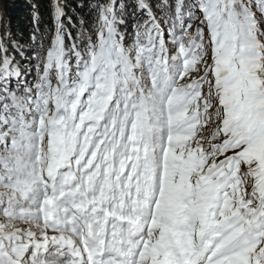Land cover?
<instances>
[{
	"label": "snow or ice",
	"instance_id": "6c2138e0",
	"mask_svg": "<svg viewBox=\"0 0 264 264\" xmlns=\"http://www.w3.org/2000/svg\"><path fill=\"white\" fill-rule=\"evenodd\" d=\"M32 18L0 33V264H264V0Z\"/></svg>",
	"mask_w": 264,
	"mask_h": 264
},
{
	"label": "trees",
	"instance_id": "16d2710c",
	"mask_svg": "<svg viewBox=\"0 0 264 264\" xmlns=\"http://www.w3.org/2000/svg\"><path fill=\"white\" fill-rule=\"evenodd\" d=\"M70 8H75L80 0H64ZM34 9L39 13V27L41 31L52 26L51 0H0V11L3 23L0 25V33L11 31L15 38L22 42L28 41L35 23L33 21ZM76 13H81L76 9ZM70 15L73 13L69 12ZM75 19V16H73Z\"/></svg>",
	"mask_w": 264,
	"mask_h": 264
},
{
	"label": "rangeland",
	"instance_id": "374dc122",
	"mask_svg": "<svg viewBox=\"0 0 264 264\" xmlns=\"http://www.w3.org/2000/svg\"><path fill=\"white\" fill-rule=\"evenodd\" d=\"M2 13H1V11H0V25L3 23V20H2Z\"/></svg>",
	"mask_w": 264,
	"mask_h": 264
}]
</instances>
